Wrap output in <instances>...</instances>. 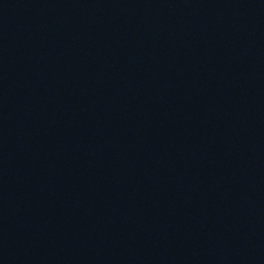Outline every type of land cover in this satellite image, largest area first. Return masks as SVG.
Wrapping results in <instances>:
<instances>
[{
	"label": "water",
	"instance_id": "1",
	"mask_svg": "<svg viewBox=\"0 0 264 264\" xmlns=\"http://www.w3.org/2000/svg\"><path fill=\"white\" fill-rule=\"evenodd\" d=\"M0 264H264V0H0Z\"/></svg>",
	"mask_w": 264,
	"mask_h": 264
}]
</instances>
